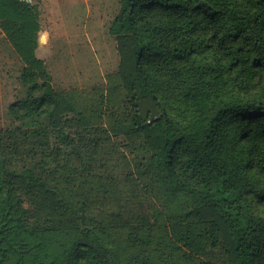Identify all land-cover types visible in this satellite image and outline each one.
<instances>
[{"label":"trees","instance_id":"trees-1","mask_svg":"<svg viewBox=\"0 0 264 264\" xmlns=\"http://www.w3.org/2000/svg\"><path fill=\"white\" fill-rule=\"evenodd\" d=\"M41 28L28 0H0V29L25 64L28 97L11 106L19 121L59 106L37 55ZM110 32L161 212L136 234L97 224L87 207L97 185L83 177L50 186L64 221L33 226L0 150V264H196L169 231L188 204L221 233L233 264H264V0H121ZM203 237L215 245L213 231Z\"/></svg>","mask_w":264,"mask_h":264},{"label":"rangeland","instance_id":"rangeland-1","mask_svg":"<svg viewBox=\"0 0 264 264\" xmlns=\"http://www.w3.org/2000/svg\"><path fill=\"white\" fill-rule=\"evenodd\" d=\"M28 1L42 26L37 55L45 62L59 106L54 117L38 122L13 117L12 104L28 97L22 82L25 64L0 29L5 182L29 210V224L53 227L66 216L50 186H71L87 177L97 185L87 205L94 222L125 224L136 234L155 222L161 208L149 189L152 151L130 123L133 113L119 77L117 40L110 32L121 0ZM187 207L180 222L169 224L174 239L183 237L179 243L186 255L196 264H233L221 233ZM207 231H213L215 245L203 237ZM188 232L195 238L192 246L186 244Z\"/></svg>","mask_w":264,"mask_h":264}]
</instances>
